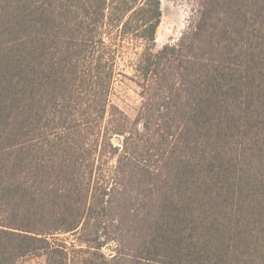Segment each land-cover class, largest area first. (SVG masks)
Here are the masks:
<instances>
[{
	"label": "trees",
	"instance_id": "1",
	"mask_svg": "<svg viewBox=\"0 0 264 264\" xmlns=\"http://www.w3.org/2000/svg\"><path fill=\"white\" fill-rule=\"evenodd\" d=\"M197 13L155 51L161 0H0V264H264V0Z\"/></svg>",
	"mask_w": 264,
	"mask_h": 264
},
{
	"label": "rangeland",
	"instance_id": "2",
	"mask_svg": "<svg viewBox=\"0 0 264 264\" xmlns=\"http://www.w3.org/2000/svg\"><path fill=\"white\" fill-rule=\"evenodd\" d=\"M200 0H161L162 20L157 32L155 51L166 45L177 44L189 32L197 20ZM142 48L138 44L125 43L119 60V76L115 83L112 102L134 119L142 104L140 89L133 81L134 68L138 63ZM117 142V141H116ZM110 254V249H105ZM23 264H46L44 258L31 256L22 260Z\"/></svg>",
	"mask_w": 264,
	"mask_h": 264
}]
</instances>
